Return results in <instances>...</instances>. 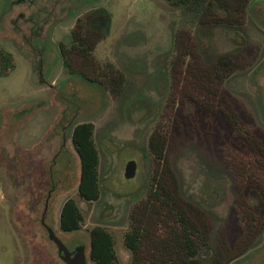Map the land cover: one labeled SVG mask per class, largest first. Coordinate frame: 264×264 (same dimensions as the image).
I'll list each match as a JSON object with an SVG mask.
<instances>
[{"label":"rangeland","instance_id":"374dc122","mask_svg":"<svg viewBox=\"0 0 264 264\" xmlns=\"http://www.w3.org/2000/svg\"><path fill=\"white\" fill-rule=\"evenodd\" d=\"M246 5L236 32L198 28L196 16L166 0H0V43L16 59L0 77V264H63L42 214L69 251L85 247L88 264H95L93 227L112 235L118 264H134L123 245L130 227L145 220L150 236L178 232L166 213L140 212L151 176L204 220L209 241L198 264H264V168L249 143L264 153V0ZM77 19L105 37L86 60L71 53L69 72L58 44L69 46ZM223 53L234 65L229 72L215 63ZM105 63L124 83L112 82ZM201 86L213 87L221 102L207 105ZM82 121L94 124L99 152L100 198L89 204L78 196L71 143L72 126ZM155 129L172 136L167 169L147 146ZM129 160L136 173L126 179ZM69 198L83 222L63 233L59 212ZM150 249L143 241L135 264H146Z\"/></svg>","mask_w":264,"mask_h":264},{"label":"trees","instance_id":"16d2710c","mask_svg":"<svg viewBox=\"0 0 264 264\" xmlns=\"http://www.w3.org/2000/svg\"><path fill=\"white\" fill-rule=\"evenodd\" d=\"M166 1L182 14L196 16L198 28H206L208 31L223 28L239 32L244 24L246 4L251 0ZM107 19L109 20V17ZM69 35V46L59 43L58 49L64 66L69 72H72L70 54L75 52L84 60L88 59L96 45L104 39L105 34L87 30L80 25V19H77ZM176 37L177 34L173 38L176 39ZM188 54L191 55V53ZM215 63L228 72L234 67L229 55L224 53L216 57ZM104 66L110 68L111 70L108 71L116 75L112 79L113 83H118L119 86L124 83L122 74L110 63H105ZM15 68V56L0 43V77L8 76ZM79 74L86 80L103 86L102 81L88 77L85 72L80 71ZM169 142H173L172 136L166 131L159 133L156 129L150 133L147 139V146L153 160L163 164L166 169ZM71 143L79 158L78 196L85 203L96 202L100 198V185L99 152L94 141V124L90 121L75 123L71 129ZM249 143L254 152L261 157L259 161L264 168V153L261 152L256 142L250 140ZM146 189V202L140 212L142 211L147 217L150 214L161 217V212L166 213L165 216L169 217L178 232L172 229L166 238L150 236L145 220L140 221L137 226L130 227L123 235V245L130 252L133 262L136 263V259L139 257L143 241H147L151 249L146 264H159V260L166 255H175V259L162 260V264H198V257L203 249L208 248L209 241V233L204 220L197 216L190 206L183 203L174 189L168 191L154 176L150 177ZM191 214L196 215V220L191 217ZM129 218H133V212L130 213ZM82 222L83 216L78 205L73 199H67L60 208L59 229L63 233H72L80 229ZM156 225L161 226V222ZM88 256L95 264H118L114 251V240L106 229L93 227L89 231Z\"/></svg>","mask_w":264,"mask_h":264},{"label":"water","instance_id":"95a60500","mask_svg":"<svg viewBox=\"0 0 264 264\" xmlns=\"http://www.w3.org/2000/svg\"><path fill=\"white\" fill-rule=\"evenodd\" d=\"M136 173V163L134 160L126 162L123 176L126 179H131ZM49 239L55 244L57 254L64 264H88L85 247L83 245H76L72 251H69L63 243L55 236L50 228H46Z\"/></svg>","mask_w":264,"mask_h":264},{"label":"flooded vegetation","instance_id":"af4514ba","mask_svg":"<svg viewBox=\"0 0 264 264\" xmlns=\"http://www.w3.org/2000/svg\"><path fill=\"white\" fill-rule=\"evenodd\" d=\"M221 84V82L218 80L217 81V84L216 85H220ZM202 90H203V92H205V94L207 93V98H203V101H207V105H208V103L210 102H214V100H216V101H220L221 102V99L222 98H220V96H218L219 94L218 93H216L215 91H214V88L213 87H203V86H201L200 87ZM198 89V88H197ZM197 89L196 88H193V87H190L189 89H187L188 90V92L189 93H192V94H197ZM200 94V93H199ZM209 96H211V97H209ZM209 101V102H208ZM223 101V100H222ZM223 103V102H222ZM227 108V107H226ZM228 110V109H227ZM227 116H234L233 114H230V112H229V110H228V113H227ZM40 225L44 228V230H45V232H46V238L53 244V246L56 248V246H55V244L49 239V237H48V233H47V229L46 228H49L46 224H45V222H44V214H42V216H41V219H40ZM52 230V229H51ZM53 231V230H52ZM54 233V232H53ZM55 234V233H54ZM56 236V235H55ZM57 237V236H56ZM76 246V245H75ZM74 246V247H75ZM73 247V248H74ZM73 248H72V250H73ZM72 250H70V251H72ZM56 251H57V248H56ZM57 257H58V254H57ZM59 258V257H58ZM59 260H60V258H59ZM61 261V260H60ZM62 262V261H61ZM63 263V262H62ZM64 264V263H63Z\"/></svg>","mask_w":264,"mask_h":264},{"label":"crops","instance_id":"0c3cea01","mask_svg":"<svg viewBox=\"0 0 264 264\" xmlns=\"http://www.w3.org/2000/svg\"><path fill=\"white\" fill-rule=\"evenodd\" d=\"M19 1V0H18Z\"/></svg>","mask_w":264,"mask_h":264}]
</instances>
